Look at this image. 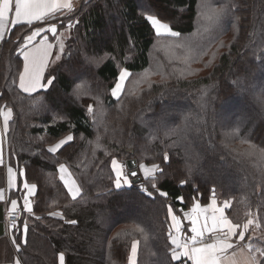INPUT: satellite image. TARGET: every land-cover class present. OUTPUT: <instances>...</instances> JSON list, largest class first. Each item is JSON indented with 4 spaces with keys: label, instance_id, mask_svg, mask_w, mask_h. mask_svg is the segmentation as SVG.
<instances>
[{
    "label": "trees",
    "instance_id": "1",
    "mask_svg": "<svg viewBox=\"0 0 264 264\" xmlns=\"http://www.w3.org/2000/svg\"><path fill=\"white\" fill-rule=\"evenodd\" d=\"M147 15L180 35L157 36ZM69 18L78 23L44 76H54L53 85L31 95L19 88V50L40 22L15 25L0 45V108L12 111L6 155L18 172L24 170L21 183L37 185L33 214L22 210L17 222L28 223L27 243L19 253L12 244L8 260L59 264L62 253L65 264H129L132 243L139 241L136 264H177L168 206L181 216L195 203L208 205L213 188L217 200L231 201L226 215L241 230L253 220L244 244L255 226L250 243L264 250V93L255 97L261 114L255 124L219 122L246 114L223 104L264 67V0H80L71 13L40 26L55 23L60 32ZM121 69L131 75L117 100L111 89ZM67 135L73 141L48 153ZM112 159L136 160L141 181L115 189ZM219 161L229 164L225 176ZM61 164L81 188L76 200L59 177ZM140 164L164 169L156 183L167 198L143 179Z\"/></svg>",
    "mask_w": 264,
    "mask_h": 264
},
{
    "label": "snow or ice",
    "instance_id": "2",
    "mask_svg": "<svg viewBox=\"0 0 264 264\" xmlns=\"http://www.w3.org/2000/svg\"><path fill=\"white\" fill-rule=\"evenodd\" d=\"M69 13L73 10V4L71 0H0V41L5 38V32L8 28L10 15L14 13V17L11 18V25L27 24L32 28L34 22H40L34 27L30 34L23 38L22 45L20 46L19 55L23 56V72L19 75V88L29 95L34 93L37 89H46L48 86L53 85L54 76L52 78L45 79L43 77V71L48 66V62L51 58V49L54 47L53 44L49 43V37L47 33H51L53 37L57 36V25L55 23L50 24L48 27L40 26L44 21L48 19L55 20L57 13L64 14V10ZM154 28L157 36L162 34H170L173 37H178L179 32L173 31L168 24L162 23L160 19L155 16H148L147 18ZM78 21L69 18L66 29H73L76 27ZM36 37H41L39 47H35L34 51H25L29 45H34ZM64 43L59 44L58 54L56 59L61 58V54L64 53ZM131 73L127 69H121L116 82L111 89V95L117 100L120 99V95L124 90L125 81L129 78ZM92 111L91 107L88 109ZM4 116V133L8 132L9 120L12 116L11 109H8ZM72 135H67L65 139L55 143L53 146L47 149L48 153L55 155L61 150L66 144L73 141ZM246 141H241L245 143ZM169 157L167 154L164 155V162L167 163ZM4 163L3 157V139L0 138V164ZM134 163V162H133ZM111 168L114 174L113 186L115 189L120 190L124 187L131 188L134 183L140 180V175L135 169L126 171L127 165L120 163L116 159H112ZM140 172L143 174V179L146 180L150 185L151 189L155 190L159 196L167 198L169 193L161 190L156 183L157 174H162L164 169L158 164H152L151 167H146L144 164L139 165ZM60 173H66L67 168L61 164L59 167ZM8 172V184L12 187L13 181V168L7 167ZM19 176L25 177L24 170H20ZM132 178H136L134 181ZM64 180V176H61ZM184 181L181 182L183 186ZM65 187L67 188L68 194L73 200H76L80 196L81 188L76 184L74 180H65ZM23 188L26 190L23 202V210L29 215L33 214L32 203L30 197L36 193L37 185L25 182ZM140 190L147 196L152 197L153 191L147 187H141ZM2 198V194H0ZM181 203L184 201L183 196L176 197ZM216 193L215 189H211V202L214 209V213L211 218L205 216L201 222L199 217L191 219L190 236H185L183 239L179 235H174L173 231L170 230L168 233L169 242L172 245L171 248V260L177 262V264H187V261H191V264H225V258L228 255L230 249L235 248L240 242L245 241V234L248 231L249 225L253 224V220L249 219L247 223L243 225L242 230L239 232L238 229L241 225L233 223L225 211L231 207V201L225 200L223 205L220 207L216 206ZM199 207V204L194 205L193 211ZM11 208L13 212V222L9 229L12 235V244L15 247L16 252H20L23 245L27 243L28 235V223L26 220H20V224H16V220L19 216L15 215L17 208V201L13 199L11 201ZM218 213V215H217ZM57 215V214H54ZM167 215L172 221L173 228L178 232L180 229V220L178 215L174 213L173 207L168 206ZM63 219V216H60ZM39 219V217H37ZM210 220V222H209ZM66 223L76 224V220H69ZM259 226V225H257ZM143 231V229H140ZM139 241H134L131 246V255L129 256V264H136L137 246ZM248 252H253L252 245H247ZM262 257H264V250L256 249ZM186 258V259H185ZM251 264H260L256 260L255 255L250 257ZM15 264H20V260L17 259ZM59 264H65V256L61 253L59 255Z\"/></svg>",
    "mask_w": 264,
    "mask_h": 264
},
{
    "label": "crops",
    "instance_id": "3",
    "mask_svg": "<svg viewBox=\"0 0 264 264\" xmlns=\"http://www.w3.org/2000/svg\"><path fill=\"white\" fill-rule=\"evenodd\" d=\"M71 2L73 4V8H75L76 6L79 5L80 0H71ZM64 12H67V10L65 9ZM13 17H14V13L10 15V20ZM10 20H9L8 28L5 32V38L8 35L9 31L14 27L13 25H11ZM34 23H37V22H34ZM17 25H20V24H17ZM48 26H46V27H48ZM2 42L3 41H0V45ZM40 42H41V37H36V41L34 42V45H29L28 49H25V51H34L35 47L40 46ZM48 42L55 46L54 42L52 43L50 40H48ZM53 49H54V47L51 49V53L53 52ZM51 58H52V55H51ZM51 58L48 62V66L43 71V77L45 76L46 70L49 67ZM37 90H39V89H37ZM7 111L8 110H6V109L2 110L1 121H0V138L3 139V157H4V163L0 164V194H2V198H0V204L5 206V212L9 209H12L11 208V201L13 199H15L17 201V208L16 209H18V210L22 209L23 210L24 196L26 194V190L23 188L24 181L22 183L20 182V179L22 177L19 176V172L17 171V169H15V167L9 163L7 155H6L7 154L6 145H5L6 133H4V116H3V114H4V112H7ZM10 120H11V118H10ZM10 120H9V122H10ZM9 166H11L13 168V173H14V176H13L14 183H13L12 187H9V184H8L7 167H9ZM15 192H19L20 196L18 198L16 196L11 198L10 194L15 193ZM33 197L34 196H32L31 199ZM223 203H224L223 201L221 202L219 200H216V206L217 207L222 206ZM196 204H198V203H195L194 205H196ZM194 205H193V207H194ZM193 207L190 208L189 210L183 211L181 216H178V219L180 220V229L177 233H176V230L173 228L172 221H171V229H172L174 235L178 234L181 237V239H183L185 236L191 235L190 228L192 226V224H191L192 218L199 217L200 221L202 222L205 216L211 218V216L214 213V209H213L211 200H210V203L206 206H201L199 204V207L196 208L195 211H193ZM226 212H227V210L225 211V215H226ZM217 215H218V213H217ZM209 222H210V220H209ZM240 230H241V228L238 229L237 231L239 232ZM9 233H10V231L8 232V234ZM8 234L6 233V235L4 237L0 238V264H15V261L18 259L15 257L13 260H8L9 249L13 248L12 241L9 240V238L7 237ZM246 249H247V245L244 244V241L240 242L235 248L230 249L227 257L225 258V264H251L250 257L252 255H255L256 260H258L255 253H253V252L249 253ZM189 262L191 264V261H189Z\"/></svg>",
    "mask_w": 264,
    "mask_h": 264
},
{
    "label": "rangeland",
    "instance_id": "4",
    "mask_svg": "<svg viewBox=\"0 0 264 264\" xmlns=\"http://www.w3.org/2000/svg\"><path fill=\"white\" fill-rule=\"evenodd\" d=\"M77 7L78 6H76L73 9H76ZM148 16H152V15H147V18H148ZM149 23H150V21H149ZM162 23H164V22H162ZM48 34H47L48 37L49 36L52 37L51 33H48ZM69 35H70V29H66L65 28V29H62L59 32L58 28H57V36L53 37V41L55 43V46H54V49H53V52H52V58H51V61H50L48 69L50 68V66H52V65L54 66V65H56L58 63L57 59L55 57L58 54L59 44L61 42H63L64 46H65V39H67L69 37ZM160 36L173 37L170 34H162ZM64 51H65V49H64ZM61 57H62V54H61ZM246 86L247 87L241 86V89L236 90L237 96H235L233 99H231L230 101H228V102L223 104L224 107H230V109L232 111L238 112V114H241L243 111L246 112V114L243 117H241L240 119H236L235 116H232L233 113L232 114L229 113L230 114L229 115L230 118H228V119L226 117L221 116V117H219L220 118L219 122H220L221 125H224L225 123H228V124L230 123V124H241L242 126L246 127V126H248V125H250L252 123L255 124V120L259 119V116L261 114L260 115L256 114V112H258V111L255 110V107H256V104H257V100L255 99V97L257 95H259V94L264 93V67L263 68H257V73L255 74V78H252L251 82L246 84ZM246 92H249L250 96H245ZM235 102H238V103L233 105V103H235ZM172 107L173 106H171L170 108H172ZM4 109L8 110V108H0V121H1L2 110H4ZM260 112H262V115H264V107H263V105H262V109L260 110ZM4 113H6V112H4ZM221 114H222V110H221ZM261 117L263 118V116H261ZM11 118H12V116H11ZM252 118L254 119V121H253ZM62 139H65V138H62ZM57 143H59V141ZM219 165H220L219 169L222 170V174L224 176L227 175L228 171L230 169L229 164L224 162V161H219ZM62 175L64 176V180L61 179ZM59 177H60V179L62 180V182L64 184H65V180H68V181L74 180L73 177L70 175L68 169H67V172L63 173V174L60 173V171H59ZM29 199H30V201L32 203L31 197ZM9 210H12V209H9ZM9 210H7V211H9ZM16 211L18 213H20V211H22V209L21 210L16 209ZM53 213L57 214V215L59 214V213H56V212H53ZM53 213H51V214H53ZM170 230H172V229H170ZM250 231H252V236H250L249 238L247 237V241H248L247 243L248 244L250 243V240L254 239L256 234H258L257 228L255 226L250 227ZM176 233H177V231H176ZM261 235L264 238V235L263 234H261ZM262 240H264V239H262ZM248 244H245V245H248ZM250 244L252 245L253 252H255L256 249H258V248L255 247L256 245L254 243H250ZM246 250L248 251V248Z\"/></svg>",
    "mask_w": 264,
    "mask_h": 264
},
{
    "label": "water",
    "instance_id": "5",
    "mask_svg": "<svg viewBox=\"0 0 264 264\" xmlns=\"http://www.w3.org/2000/svg\"><path fill=\"white\" fill-rule=\"evenodd\" d=\"M134 162V163H133ZM127 165L129 170L135 169L138 171L139 174V170L137 168V162L136 160H129L127 161ZM134 181L136 180V178H132ZM141 181V176H140V180L137 181L136 183H139ZM134 183V184H136ZM4 216H5V206L0 204V238L5 236L6 233V227H5V223H4Z\"/></svg>",
    "mask_w": 264,
    "mask_h": 264
},
{
    "label": "built area",
    "instance_id": "6",
    "mask_svg": "<svg viewBox=\"0 0 264 264\" xmlns=\"http://www.w3.org/2000/svg\"><path fill=\"white\" fill-rule=\"evenodd\" d=\"M125 165H127V164L125 163ZM125 170L128 171L127 168ZM15 215L19 216V213L17 211H15ZM12 217H13L12 210L6 211V214H5V224H6L7 230H9L11 228V225H12V222H13ZM17 222H18V220H16V224H17Z\"/></svg>",
    "mask_w": 264,
    "mask_h": 264
}]
</instances>
